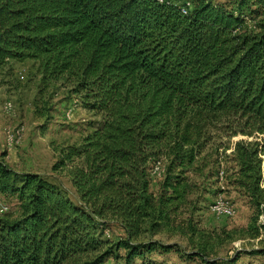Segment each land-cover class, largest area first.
<instances>
[{
    "label": "trees",
    "instance_id": "obj_1",
    "mask_svg": "<svg viewBox=\"0 0 264 264\" xmlns=\"http://www.w3.org/2000/svg\"><path fill=\"white\" fill-rule=\"evenodd\" d=\"M162 1L0 0V78L11 62L31 61L43 88H69L102 119L59 162L79 161L70 176L80 206L40 176L0 162V193L16 196L22 210L18 219L0 218V264H134L177 251L155 237L208 169L219 175L225 141L239 136L246 140L231 152L232 176L250 196L257 224L264 0ZM157 164L165 173L154 194ZM112 223L125 235L116 242L105 238ZM256 231L264 234V223ZM244 256H264V248L239 252L231 264Z\"/></svg>",
    "mask_w": 264,
    "mask_h": 264
},
{
    "label": "rangeland",
    "instance_id": "obj_2",
    "mask_svg": "<svg viewBox=\"0 0 264 264\" xmlns=\"http://www.w3.org/2000/svg\"><path fill=\"white\" fill-rule=\"evenodd\" d=\"M230 1L216 2L226 4ZM69 92V88L61 85L43 88L38 65L31 61L11 62L7 66L0 78V162L21 176H40L80 206V197L70 176V170L79 161L65 160V166L59 162L65 159L70 147L81 146L102 119L85 110ZM11 136L13 142L9 139ZM242 139L239 136L225 141L228 151L221 158L219 175L210 177L208 169L197 180L199 189L189 199V204L174 205L178 210L172 224L155 237L154 240L162 244L176 245L177 251L167 255L146 254L134 264H205L206 261L231 264L239 252L264 248V234L256 231L264 223V201L255 224L251 198L238 177L232 176L237 169L230 161L231 152ZM262 160L259 187L264 196V158ZM164 173L163 165L157 164L151 170V191L154 194L160 192ZM218 200L230 204L234 215L214 214L211 207ZM21 214L16 196L0 193V218L15 220ZM193 228L196 233H192ZM124 236L118 223L110 224L105 231V238L113 242ZM201 248L206 249L205 258L189 259L190 254ZM105 264H124V261L109 259ZM236 264H264V256H244Z\"/></svg>",
    "mask_w": 264,
    "mask_h": 264
},
{
    "label": "built area",
    "instance_id": "obj_3",
    "mask_svg": "<svg viewBox=\"0 0 264 264\" xmlns=\"http://www.w3.org/2000/svg\"><path fill=\"white\" fill-rule=\"evenodd\" d=\"M159 2H163L162 0H158ZM191 8V3L190 1H187L186 4L182 7V14L187 15L189 12V9ZM11 138V142H13L12 136L9 137ZM211 210L214 214L218 216H223V217H231L234 215V212L232 210V207L230 204L223 200H218L216 203L213 204L211 207Z\"/></svg>",
    "mask_w": 264,
    "mask_h": 264
}]
</instances>
